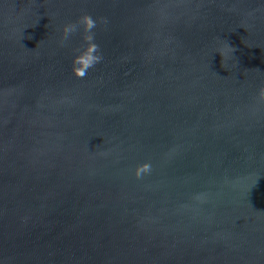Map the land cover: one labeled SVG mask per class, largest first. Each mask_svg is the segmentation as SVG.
<instances>
[{
    "label": "water",
    "instance_id": "water-1",
    "mask_svg": "<svg viewBox=\"0 0 264 264\" xmlns=\"http://www.w3.org/2000/svg\"><path fill=\"white\" fill-rule=\"evenodd\" d=\"M0 264H264V0H0Z\"/></svg>",
    "mask_w": 264,
    "mask_h": 264
},
{
    "label": "clouds",
    "instance_id": "clouds-1",
    "mask_svg": "<svg viewBox=\"0 0 264 264\" xmlns=\"http://www.w3.org/2000/svg\"><path fill=\"white\" fill-rule=\"evenodd\" d=\"M77 26H78L77 24H68L64 26V28L62 29L64 38L66 39L68 35L76 31ZM94 27H95V21L91 17H88L86 19V25H85V30L89 33V35L87 36L88 40H92L93 38L91 35V30ZM97 48L98 46L93 44L88 49L87 58L82 61L79 60L76 61L79 66L73 69L75 75L80 77L85 76L87 74L88 69L93 67L94 64L100 60L101 57L96 54ZM150 168H151L150 164L145 163L142 166H140V168L135 172V175L139 178L142 174L149 172Z\"/></svg>",
    "mask_w": 264,
    "mask_h": 264
}]
</instances>
